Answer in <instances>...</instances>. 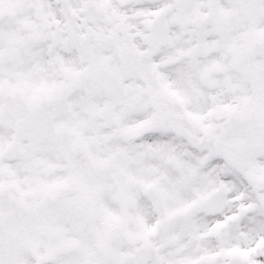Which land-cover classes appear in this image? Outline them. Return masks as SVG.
I'll use <instances>...</instances> for the list:
<instances>
[{
	"label": "snow or ice",
	"instance_id": "obj_1",
	"mask_svg": "<svg viewBox=\"0 0 264 264\" xmlns=\"http://www.w3.org/2000/svg\"><path fill=\"white\" fill-rule=\"evenodd\" d=\"M0 264H264V0H0Z\"/></svg>",
	"mask_w": 264,
	"mask_h": 264
}]
</instances>
